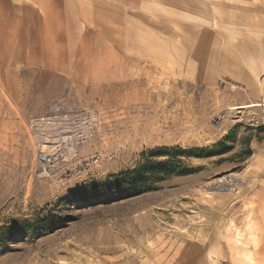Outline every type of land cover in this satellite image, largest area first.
Wrapping results in <instances>:
<instances>
[{
	"label": "rangeland",
	"instance_id": "374dc122",
	"mask_svg": "<svg viewBox=\"0 0 264 264\" xmlns=\"http://www.w3.org/2000/svg\"><path fill=\"white\" fill-rule=\"evenodd\" d=\"M148 162L167 163L150 191L73 200ZM247 257L264 264V0H0V264Z\"/></svg>",
	"mask_w": 264,
	"mask_h": 264
},
{
	"label": "trees",
	"instance_id": "16d2710c",
	"mask_svg": "<svg viewBox=\"0 0 264 264\" xmlns=\"http://www.w3.org/2000/svg\"><path fill=\"white\" fill-rule=\"evenodd\" d=\"M222 144L217 145V147ZM163 151H173L174 148L162 149ZM178 150V149H177ZM168 151V152H169ZM203 152V150H196ZM167 163L156 164L148 162L140 165L133 170L110 177L105 182L99 184H89L71 191V195L77 202L89 203L94 199L106 194H114L117 196H133L141 192L150 191L153 183L160 179V175L164 173Z\"/></svg>",
	"mask_w": 264,
	"mask_h": 264
},
{
	"label": "bare ground",
	"instance_id": "6f19581e",
	"mask_svg": "<svg viewBox=\"0 0 264 264\" xmlns=\"http://www.w3.org/2000/svg\"><path fill=\"white\" fill-rule=\"evenodd\" d=\"M251 106H252V105H251ZM253 106H255V105H253ZM247 259H248V261H249L250 264H254L252 258L249 259V257H247Z\"/></svg>",
	"mask_w": 264,
	"mask_h": 264
},
{
	"label": "crops",
	"instance_id": "0c3cea01",
	"mask_svg": "<svg viewBox=\"0 0 264 264\" xmlns=\"http://www.w3.org/2000/svg\"><path fill=\"white\" fill-rule=\"evenodd\" d=\"M251 105H252V106H253V105L257 106L258 104H251ZM251 105H250V106H251ZM252 106H251V107H252Z\"/></svg>",
	"mask_w": 264,
	"mask_h": 264
}]
</instances>
